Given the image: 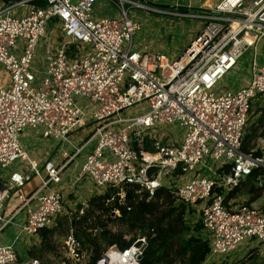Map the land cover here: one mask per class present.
Listing matches in <instances>:
<instances>
[{"label": "built area", "instance_id": "1", "mask_svg": "<svg viewBox=\"0 0 264 264\" xmlns=\"http://www.w3.org/2000/svg\"><path fill=\"white\" fill-rule=\"evenodd\" d=\"M37 1L0 9V71L7 76L0 83V170L20 164L0 187V233L23 211L25 222L14 242L21 234L32 238L52 230L69 214L61 174L92 143L75 182L91 180L97 189L112 190L127 211L124 194L131 190L146 202L165 188L184 206L203 204L200 221L210 256L227 255L247 240L264 245V202L234 206L227 198L250 177L264 198V135L244 150L252 104L264 96V53L257 60L264 0H221L210 12L191 15L202 26L175 61L147 46L134 47L141 24L127 9L159 13L137 0H108L120 14L97 19L91 13L98 0H43L41 6ZM17 7L25 9L16 14ZM54 28L61 30V40ZM248 51L247 84L215 92ZM141 105L144 113L122 116ZM90 121V136L60 165L48 159L38 168L20 142L25 131H32L42 139L69 143ZM171 125L183 132L177 143L159 135ZM208 159L221 164L208 167L212 178L200 174ZM33 178L40 184L26 195L22 190ZM12 198L17 205L6 218L4 209ZM98 230L89 229L87 235L97 238ZM63 245L56 264H88L92 248L73 231ZM147 246L146 235L124 249L107 246L95 264H141ZM0 264L39 261L21 260L8 244L0 245Z\"/></svg>", "mask_w": 264, "mask_h": 264}, {"label": "rangeland", "instance_id": "2", "mask_svg": "<svg viewBox=\"0 0 264 264\" xmlns=\"http://www.w3.org/2000/svg\"><path fill=\"white\" fill-rule=\"evenodd\" d=\"M140 4L150 8L156 9L159 13L148 11V10H138V9H127V14L130 18L136 19L141 24V31H139L133 37L134 44H137L139 40H146L149 44L156 49H160V53L165 55L168 60L175 61L180 56L182 50L189 44L191 37L195 32L199 30L202 26V22L198 19L190 18L194 13H198L199 9H212L217 5L221 0H137ZM125 9L128 8L127 5L124 6ZM161 12V13H160ZM120 14L119 9L116 5L108 0H98L94 5L93 11L91 13L92 18L97 19L100 17L106 16H117ZM51 29L52 26L50 25ZM52 33H55V37L61 40V30H54ZM41 54L42 47L38 50ZM264 53V38L257 45V60L261 61V56ZM252 58V51H248L243 54L240 58L237 66L228 72L215 87V92L219 90H231L235 91L240 89L247 84V80L251 76L250 72V61ZM145 105L132 108L123 112L122 116H133L137 114H142V108H145ZM167 129V130H166ZM167 131V137L169 141H173V138L181 137L183 132L175 125L165 126L161 128L159 133ZM83 131V132H82ZM81 137H84L83 140H86L92 132V122H88L87 126L81 130ZM29 137L23 139L20 137V142L25 148L27 145L34 144L31 140L35 138H40L32 131H28ZM264 135V96L253 102L251 111L249 113L247 127L245 129L244 145L245 148H252L255 141ZM22 138V139H21ZM48 142H55L53 139L47 140ZM35 145V144H34ZM204 166V168H203ZM211 166V170L219 168L221 164H216L209 159L203 162L201 165V176L205 178H212L211 171L208 170V167ZM66 173L63 171L61 174V186L66 182L64 180V175ZM73 179V184L77 185L75 188L78 190L81 189L83 181L75 182ZM88 187L91 188L92 193L95 196L92 199H100V203L104 204L103 206L107 209L112 208L113 206H123L121 201H118L117 197H113V191H108L105 188H95L91 180H87ZM72 183V182H71ZM256 181L245 180L240 184L239 188L236 191V194L232 197L236 198L234 203L235 205L246 204L249 201L251 196L254 198H263L261 192L257 197V192L253 194H248V190L252 189V186H255ZM254 188V187H253ZM79 189V190H80ZM258 190V189H257ZM226 193V189H223ZM260 191V190H258ZM108 192V193H107ZM107 193V194H106ZM124 194L125 203H127V197ZM229 195L227 198H231ZM174 198V197H173ZM91 199V200H92ZM264 199V198H263ZM90 200V201H91ZM89 201V202H90ZM176 204L179 202L174 198ZM86 203L85 206H77L76 204L70 207L75 210L67 208L69 214H65L60 217L55 227L52 229V232L49 237V242L42 239L41 247L38 248L36 245H32L35 238L39 235H35L32 238L27 237L24 234L19 236V239L14 242L15 237L20 232L21 225H11L3 232L0 233V245H3L4 240L6 239V244H13L15 250L17 251L21 260H26L27 257L30 259H37L39 264H51L50 258L60 259L63 257V244L66 237L70 231H73L75 235L80 236V240L85 238V235L89 234L87 230L91 229L92 231L95 228H98L97 235L100 237L102 232H109L111 234H122L123 240H130L133 233H127L126 229L120 222H117L115 218L120 216L119 210L109 212L101 211L97 209V206H91L90 203ZM261 201H258V203ZM74 204V203H73ZM258 205V204H256ZM186 206V213L184 218L185 227L188 228L187 233L183 236L184 242L188 238H199L201 241L209 243L207 233L201 225V208L203 204H196L195 206ZM82 209V210H81ZM83 211V215H78V213ZM94 217V219H93ZM93 219L90 223L87 222V219ZM98 237V238H99ZM89 238L92 239L89 235ZM127 238V239H125ZM101 244L105 245L102 240L99 239ZM32 245V246H31ZM102 245V247H103ZM209 247V245H208ZM105 248V246H104ZM85 249V247H84ZM46 251L48 252L49 257H38L39 253ZM188 264L186 260L178 258L176 264ZM66 264H76L72 261H67ZM202 264H264V245L259 243L257 240H247L241 243L237 249L228 253L227 255L219 256H210V253L206 256Z\"/></svg>", "mask_w": 264, "mask_h": 264}, {"label": "trees", "instance_id": "3", "mask_svg": "<svg viewBox=\"0 0 264 264\" xmlns=\"http://www.w3.org/2000/svg\"><path fill=\"white\" fill-rule=\"evenodd\" d=\"M38 6L43 5V1L35 2ZM244 150L249 151V148ZM254 175V174H253ZM253 177L248 178L251 180ZM234 192V191H233ZM259 191L255 188L249 189L248 194ZM127 204L130 211L125 207L113 206L110 209L100 203V199H92L91 206H97L98 210L111 212L116 208L120 216L115 218L126 229L127 233H133L129 241L122 239V234H111L102 232L100 237L90 239L89 235L82 238L84 245L92 248V255L88 264H95L100 257L104 246L117 245L119 248H127L137 236H147L148 246L144 252L141 264H174L178 258L186 260L188 264H202L209 253V247L206 242L199 238H188L184 242L183 236L186 235L188 228L185 227L184 218L186 207L182 203L176 204L171 192L165 188H160L154 199L146 202L139 200L134 195V191H128L126 194ZM256 198V197H255ZM252 196V199H255ZM153 229L152 233L149 230ZM80 239L79 235H76ZM102 240L105 245L98 242ZM103 245V247H102Z\"/></svg>", "mask_w": 264, "mask_h": 264}, {"label": "crops", "instance_id": "4", "mask_svg": "<svg viewBox=\"0 0 264 264\" xmlns=\"http://www.w3.org/2000/svg\"><path fill=\"white\" fill-rule=\"evenodd\" d=\"M20 1H22V0H0V9L5 8L7 6H10V5L15 4L17 2H20ZM39 1H43V0H39ZM24 9L25 8L17 7L15 9V13L21 14V12H23ZM54 30H55V28H54ZM147 44H149V43L146 42V40L142 39V40H139V42L137 44H134V47L139 49L141 47L146 46ZM148 48H151L153 51L160 53V49H156V48L153 49V47L151 45H149ZM5 80H7V76L1 70L0 71V83H2V81H5ZM248 80H247V82H248ZM244 86H245V84H244ZM166 130L164 132L159 133V135L161 136L162 139L167 134ZM82 132H81V130L75 132L72 135V137H71L72 140L69 143H67V142L62 143V142H58L55 140H53L55 142H48L47 140H51V139H42V137L40 135L36 134L40 138H35V139L31 138L32 142L35 145L34 144H32L31 146L27 145L25 148L24 147L23 148H24V151H25L27 157L31 161L35 162L38 168H42L44 161H46L48 159L53 161L56 165H60L64 159V155L71 154L74 147H77L82 142V140L84 139V137L80 136V134ZM27 133H28V131H25L21 137L23 139H25L26 137H29V134H27ZM181 138H182V136L178 137V134H177V138H173V142L177 143L181 140ZM167 139H169V138L167 137ZM167 139H165V140L167 141ZM165 140H163V141H165ZM170 142H172V141H170ZM91 145H92V143L89 144L76 158H74L68 164L67 168L64 170V172L66 173L64 175V180H66V182L68 181V183H64L62 186H60V190L64 194V199L66 200L65 203L67 206H69V209H72L70 207V205L73 206L76 204L77 206H81V205L85 206V204L88 203L93 197H99V196H95L92 193L91 188L88 187L87 180H83L84 183L81 185L82 188L81 189L79 188L80 190L79 189L77 190L75 188V186H77V185L73 184V179L74 178L76 179V177L80 171V167L84 162L85 156L89 153V151L91 149ZM254 145H255V143L253 144L252 147H254ZM249 149H252V148H249ZM19 168H20V164L17 162L7 169L0 170V187L2 186V183L4 181L8 180L10 173L19 169ZM39 182H40L39 178H33L23 188L22 192L26 195L29 194L30 192H32V190H34L37 186H39V184H40ZM237 189L234 192H231L229 194V197H232L233 195H235ZM259 193H260V191H259ZM228 199H230V201H232L234 203L236 201L235 197H232V199L231 198H228ZM263 200H264L263 198L262 199L261 198L252 199V196H251V198H249L250 202H248L247 204L262 205L264 202ZM258 201H261V202L258 203ZM16 205L17 204L15 201V198H12L7 203V205L5 206V209H4V215L6 216V218L10 217V214L14 210ZM72 211L75 212V210H73V209H72ZM25 216H26V212H24V211L18 213L14 217V220L12 221L11 225H13V224L22 225L25 222ZM11 225H9V226H11ZM8 227H6L5 229H7ZM51 232H52V230H44L41 233H39V236L37 238H35L32 245H36L38 248H40L41 243H42V239L49 242V240H50L49 237H50ZM6 243L7 242L5 239L3 242V245H8ZM42 256H45L46 258L49 257L48 252H46V251H43L42 253L40 252L38 257H42ZM50 259H51V261H50L51 264H56V262H58V260H59V259H55V258H50Z\"/></svg>", "mask_w": 264, "mask_h": 264}, {"label": "water", "instance_id": "5", "mask_svg": "<svg viewBox=\"0 0 264 264\" xmlns=\"http://www.w3.org/2000/svg\"><path fill=\"white\" fill-rule=\"evenodd\" d=\"M199 11L210 12V10H206V9H199Z\"/></svg>", "mask_w": 264, "mask_h": 264}]
</instances>
